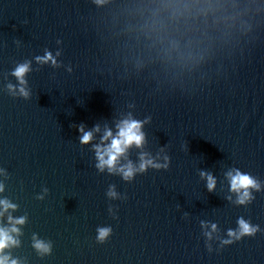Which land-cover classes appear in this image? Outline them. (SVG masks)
I'll list each match as a JSON object with an SVG mask.
<instances>
[{"label":"water","instance_id":"1","mask_svg":"<svg viewBox=\"0 0 264 264\" xmlns=\"http://www.w3.org/2000/svg\"><path fill=\"white\" fill-rule=\"evenodd\" d=\"M129 115L145 138L116 167H167L125 180L93 145ZM0 169L17 264H264V0H0ZM240 218L260 230L222 244Z\"/></svg>","mask_w":264,"mask_h":264},{"label":"clouds","instance_id":"2","mask_svg":"<svg viewBox=\"0 0 264 264\" xmlns=\"http://www.w3.org/2000/svg\"><path fill=\"white\" fill-rule=\"evenodd\" d=\"M50 59H53L51 53H46L43 57H37V60L39 61H48ZM28 67L27 63L20 64L16 67L13 73L20 81V93L25 96H27L28 93L23 87L25 83L24 74L28 71ZM8 87L11 89L13 86L9 85ZM142 125V121L136 120L129 115V117L122 119L117 123L115 133H113L112 129L105 128L100 143L93 145L98 161L97 168L103 170L107 167L109 172L115 169L122 173L125 180H131L137 170L144 171L148 166L156 168L167 167L166 163L160 164L151 158H146L143 153H141L138 169L133 166L130 161L126 165H121L119 168L116 167L120 157H122L131 146L135 145L136 147H142L145 138L144 133L142 132ZM78 131L81 134L79 137L80 142L82 144H87L93 139L94 132H98L100 129L97 125L92 130H85L84 126L80 125ZM165 160H167V157H165ZM3 171V169H0V173H3ZM201 175H207V188L209 191H212L215 187V178L211 174H205L203 172ZM227 175L230 181V189L237 193V203L244 204L250 202L252 199L250 189H256L259 191L261 188L260 183L255 178L247 173H242L238 169L234 172L230 171ZM0 191H3L2 184H0ZM45 191L47 190L45 189ZM107 195L114 197L116 193L110 187ZM15 207L16 206L10 203L7 199H0V216H2L9 208L14 209ZM8 219L11 220L12 217L9 216ZM23 222V217L18 218L15 221V223ZM211 227L215 230L216 225L213 224ZM259 230V225H253L243 218H240L238 219V229H229V239H224L221 243L230 244L233 240H240L243 236H254ZM15 231H18V229L14 226L11 229L0 227V253H2L3 249L8 247L9 244L17 242L10 235V232ZM111 233L112 228L110 226L98 228L96 241L98 243L105 242L110 237ZM206 235L210 236V233H206ZM35 246L44 252H50V245L41 241H36ZM209 250L211 251V248H209ZM0 264H17V261H10L7 255H0Z\"/></svg>","mask_w":264,"mask_h":264}]
</instances>
